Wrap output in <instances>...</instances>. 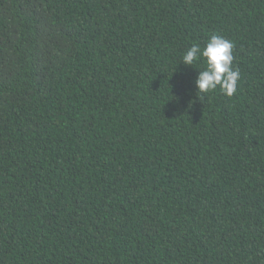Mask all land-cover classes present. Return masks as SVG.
Instances as JSON below:
<instances>
[{"label": "trees", "instance_id": "16d2710c", "mask_svg": "<svg viewBox=\"0 0 264 264\" xmlns=\"http://www.w3.org/2000/svg\"><path fill=\"white\" fill-rule=\"evenodd\" d=\"M0 264H264V0H0Z\"/></svg>", "mask_w": 264, "mask_h": 264}, {"label": "clouds", "instance_id": "9594fccd", "mask_svg": "<svg viewBox=\"0 0 264 264\" xmlns=\"http://www.w3.org/2000/svg\"><path fill=\"white\" fill-rule=\"evenodd\" d=\"M232 41L222 35H212L206 45L192 44L182 56L184 65L193 66L200 58L206 62V67L198 72L195 85L198 93H208L220 90L232 96L236 90L241 73L233 66Z\"/></svg>", "mask_w": 264, "mask_h": 264}]
</instances>
